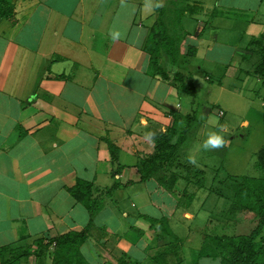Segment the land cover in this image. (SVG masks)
I'll return each mask as SVG.
<instances>
[{
  "label": "crops",
  "instance_id": "0c3cea01",
  "mask_svg": "<svg viewBox=\"0 0 264 264\" xmlns=\"http://www.w3.org/2000/svg\"><path fill=\"white\" fill-rule=\"evenodd\" d=\"M12 4L14 15L0 19V252L87 229L82 251L90 264L152 263L162 247L151 219L167 211L154 204L146 184L154 181L163 195L179 185L163 188L164 173L143 181L141 161L156 146L145 134L177 130L185 109L176 88L149 75L151 30L163 20L186 56L196 51L189 57L199 49L185 47L187 39L239 33L254 73L259 59L251 44L264 42V0ZM187 18L197 22L194 32ZM109 143L119 150L117 160ZM79 183L88 184L102 206L96 214L72 195ZM175 212L171 208L168 218Z\"/></svg>",
  "mask_w": 264,
  "mask_h": 264
},
{
  "label": "rangeland",
  "instance_id": "374dc122",
  "mask_svg": "<svg viewBox=\"0 0 264 264\" xmlns=\"http://www.w3.org/2000/svg\"><path fill=\"white\" fill-rule=\"evenodd\" d=\"M184 24L191 32L197 27V22L189 18ZM215 35V39L205 37L204 41L195 38L185 41V47L193 45L199 49L195 57H186V49L182 45L179 48L182 53L180 70L193 74V84L197 88L196 98L181 94L185 119L179 121L177 117V130L174 129L182 136L189 123V136L180 150L182 169L180 172L177 169L178 174H185V179L178 183V191L173 192L175 195L156 192L154 181L150 186L146 184L154 193V204L163 205V210L167 211L161 212L162 216L171 215V208L176 211L173 217L169 216V222L182 240L183 264H220L217 259L197 260L194 256L204 238L249 235L257 227L256 219L246 220L230 214L229 210L234 203L232 190L238 183L246 179L264 180V172L256 169L258 152L264 147V80L252 72L254 62L250 58L244 60L247 44L241 41L239 33L216 31ZM258 59L259 56L255 61ZM206 71L211 75L209 80L205 79ZM221 111L225 112L223 116ZM214 132L223 135L225 145L204 150L203 142ZM189 157H194L196 162L190 163ZM149 211L154 215V210ZM235 219L238 220L236 223ZM261 236L264 237V229ZM163 242L159 241L158 245L163 247ZM41 248L37 242L16 253L6 252L2 259L7 262L17 254L20 257L9 264H53L52 248L42 259L31 255Z\"/></svg>",
  "mask_w": 264,
  "mask_h": 264
},
{
  "label": "trees",
  "instance_id": "16d2710c",
  "mask_svg": "<svg viewBox=\"0 0 264 264\" xmlns=\"http://www.w3.org/2000/svg\"><path fill=\"white\" fill-rule=\"evenodd\" d=\"M14 11L12 0H0V19L11 18ZM169 28L168 24L159 20L151 30L146 48L150 57L149 75L173 86L181 94L185 93L196 98L197 88L193 84V74L180 70L179 46L181 39L171 35ZM251 47L256 49L259 56L254 74L264 80V42L255 40ZM195 52L194 49H189V54L186 57L193 56ZM205 78L209 80L210 76L206 74ZM187 125L184 130L185 134L182 136H178L175 131L155 134L153 139L156 144L155 152L143 159L140 165L144 182L164 173V176L158 180L159 184L171 191L177 186L179 178L185 179L183 175L173 170L182 169L180 150L189 136V123ZM109 147L113 160H117L118 148L113 143H109ZM256 169L264 172V147L258 152ZM71 193L79 202L85 204L91 215L96 214L102 207L92 199L91 187L88 184L79 183L76 188L71 190ZM232 194L234 203L230 207V214L242 216L246 220L256 219L257 227L249 235L206 236L203 245L199 251H195L194 256L196 255L197 260L202 258L217 259L220 264H264V237L261 236L264 229V180L256 182L253 179H246L236 185ZM246 214L249 215L246 216ZM236 221L238 220L235 219L234 223ZM151 223L152 227L159 229L157 240L166 242L165 247L160 248L151 259L152 264H183V243L172 231L169 218L151 219ZM89 239L87 229L56 238L42 239L38 241L42 247L41 250L33 252L31 255L42 259V256L52 248L54 249L53 264H90L82 251L83 245ZM3 255L0 252V264H9L10 261L20 257L15 254L11 260L4 262ZM22 255L27 254L23 253ZM124 264H128V262H124Z\"/></svg>",
  "mask_w": 264,
  "mask_h": 264
},
{
  "label": "clouds",
  "instance_id": "9594fccd",
  "mask_svg": "<svg viewBox=\"0 0 264 264\" xmlns=\"http://www.w3.org/2000/svg\"><path fill=\"white\" fill-rule=\"evenodd\" d=\"M120 35L119 32H116L113 34V39L118 38ZM155 136L154 132H149L145 134V138L149 141H153ZM226 141L225 138L221 133H211L208 138L203 142V148L204 150H211V149H218L221 148L225 145ZM189 162L190 163H195V158L194 157H189Z\"/></svg>",
  "mask_w": 264,
  "mask_h": 264
},
{
  "label": "built area",
  "instance_id": "2783aa9c",
  "mask_svg": "<svg viewBox=\"0 0 264 264\" xmlns=\"http://www.w3.org/2000/svg\"><path fill=\"white\" fill-rule=\"evenodd\" d=\"M223 113H224V112H222V111L220 112V114H221L222 116H223Z\"/></svg>",
  "mask_w": 264,
  "mask_h": 264
}]
</instances>
